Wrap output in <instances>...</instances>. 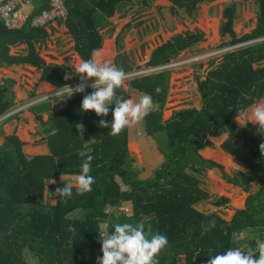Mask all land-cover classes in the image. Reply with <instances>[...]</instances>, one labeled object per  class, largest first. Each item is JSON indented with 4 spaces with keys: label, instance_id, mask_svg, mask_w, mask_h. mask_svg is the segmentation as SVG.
Returning a JSON list of instances; mask_svg holds the SVG:
<instances>
[{
    "label": "trees",
    "instance_id": "trees-1",
    "mask_svg": "<svg viewBox=\"0 0 264 264\" xmlns=\"http://www.w3.org/2000/svg\"><path fill=\"white\" fill-rule=\"evenodd\" d=\"M63 1L67 15L59 22L71 34L81 60L89 59L93 50L101 47V18L111 17L125 0ZM170 1L191 14L196 4L204 0ZM257 2L259 15L253 38L264 37V0ZM29 6L32 9L19 29L9 30L0 20V67L27 63L42 68L43 80L61 88L71 82L63 78L69 70L45 65L37 46L46 42L49 34L46 28L31 25L32 19L48 7L47 1L32 0ZM222 31L232 33L231 20L223 23ZM196 39L187 35L158 47L149 66L167 64L174 54L194 45ZM243 42L231 41V46ZM19 44L27 45V55H10V47ZM263 60L264 40L227 52L220 65L198 85L202 110H180L167 125L161 117L168 94V73L129 82L132 90L153 99L154 109L145 116V131L159 141L162 140L158 135L163 134L167 140L161 150L166 160L147 182L139 180L137 172L130 168L127 127L117 135H109V128L100 127L99 120L112 118L111 111L106 117H98L93 111L80 110L82 98L91 88L71 96L64 110L50 118L49 124L56 132L48 140L49 155L27 160L19 152V140L12 138L17 140L12 143L10 138L5 139L0 147V264H97V257L102 255L99 232L111 231L116 223H135L142 218L152 225L154 232L168 238L158 264H178L180 255L185 257L186 264H207V257L228 247L254 248L257 238L264 239V150L260 149L264 133L254 125L241 127L233 119L264 95V68H253ZM156 88L161 91L157 93ZM129 93L130 89L123 85L117 89V95L126 99ZM9 96L10 88L4 85L0 88V117L10 111ZM79 125H85L94 140L88 149L81 148ZM227 132L229 137L223 150L245 164L247 170L225 179L244 190L251 182L259 185L258 192L247 197L245 208L237 210L229 222L216 213L204 215L193 208L207 198L199 187L204 169H222L214 162L204 161L198 152L212 146L207 137ZM88 155L94 156L90 172L95 177L92 191L80 195L72 189L73 195L66 202L59 196L54 205L44 201L45 182L60 174L79 173ZM238 176L242 180L236 179ZM57 187H63V183ZM128 201L133 205L132 215L113 214L111 209ZM225 203L223 198L213 205ZM210 220H215V227L205 231ZM240 232L246 233V237L239 238Z\"/></svg>",
    "mask_w": 264,
    "mask_h": 264
},
{
    "label": "crops",
    "instance_id": "crops-1",
    "mask_svg": "<svg viewBox=\"0 0 264 264\" xmlns=\"http://www.w3.org/2000/svg\"><path fill=\"white\" fill-rule=\"evenodd\" d=\"M31 9L32 6L28 5L25 6L24 11L29 13ZM258 15L257 0H204L196 4L195 11L191 14L170 0H125L117 5L111 17L100 20L98 32L102 36V43L96 59L100 62L111 60L125 73L144 70L161 66H149L152 54L158 47L178 37L187 35L198 37L194 45L180 50L171 57L170 61L201 58L200 60L188 61L184 66L186 68L183 67L184 69L181 70L163 71L168 73V94L164 101L161 120L164 125H167L174 114L180 110L192 109L196 112L202 110L203 99L198 85L207 79L208 74L220 65L227 54L212 56V52L221 48L235 47L230 50L234 52L240 47L244 48L264 40V37L253 38L251 35L256 29ZM229 20L232 24V33H225L222 31V25ZM48 29H46L49 34L47 41L37 46L39 57L46 66L64 67L68 70L69 67L74 68L80 63L81 58L74 50L75 42L71 34L61 22L51 24ZM241 39L244 40L243 43L231 46V41ZM27 51L26 44H19L10 47L9 54L26 56ZM257 66L264 68V60L259 65H253V68ZM42 74V68L27 63L0 67V88L4 85L10 88L9 100L12 105L9 112L17 110L13 115L6 117L5 114L0 117V147L6 143L7 138H10L12 143L19 140L21 143L19 152L27 160L49 155L48 140L56 132L49 124L50 118L64 110L71 98L67 97L71 93L63 95L56 93L66 89V85L72 87L80 83L77 76L72 73L71 82L59 88L51 81L43 80ZM129 82L123 83V87L126 90L130 89L128 98L138 102L143 93L132 90ZM45 96L51 98L33 106L24 107L30 101ZM260 100H264V95L253 101L247 108ZM152 109L154 106L150 111ZM236 118L243 120L241 115ZM236 118L233 121L238 124ZM111 119L109 118V121ZM240 126L243 124L241 123ZM146 129L145 117L127 127L130 168L137 172V178L143 182L150 180L154 172L166 160L161 151L163 144H158L153 135L147 134ZM77 130L82 142L81 148L91 147L94 140L85 125H79ZM109 135L112 134L109 132ZM228 137L227 133L207 137L212 146L204 147L198 152L204 161L214 162L222 169L217 166L204 169L199 187L207 198L193 207L195 211L204 215L216 213L226 222L232 219L237 210L245 208L249 195L259 190L256 182H251L248 190H244L225 179V176L232 179L236 173H244L247 170L245 164L223 150L222 145ZM146 138L149 140L147 141ZM150 141L154 144H148ZM132 145L135 147L133 150ZM205 153L208 154L205 156ZM74 175L60 174L57 178L47 180L43 187V200L50 201L52 205L56 204L57 184L68 183ZM236 179L242 180L239 176ZM73 189L76 191L75 187ZM223 198L227 200L225 205H213L214 202ZM111 210L113 214L125 213L130 216L133 214V205L128 201L119 208ZM240 234L239 238L246 237V233L240 232ZM178 264H186L183 255L179 256Z\"/></svg>",
    "mask_w": 264,
    "mask_h": 264
},
{
    "label": "clouds",
    "instance_id": "clouds-1",
    "mask_svg": "<svg viewBox=\"0 0 264 264\" xmlns=\"http://www.w3.org/2000/svg\"><path fill=\"white\" fill-rule=\"evenodd\" d=\"M98 55L99 50L94 49L89 59L81 60L74 68L69 67V71L65 72L63 77L65 80H71L74 73L80 81L75 87L66 85V91L71 93L67 97L84 93L85 84L90 80L91 84L88 86L92 91L83 96L80 110L83 113L93 111L98 117H106L111 111L112 119L110 121L100 119L99 126L107 127L110 134L117 135L145 117L153 105V99L151 95L143 94L138 102H134L131 98L126 99L117 95V89L122 87L126 73L111 60L100 62L96 59ZM149 75L151 74L141 75L138 78ZM155 91L159 93L161 89L156 88ZM240 115L243 117L242 121L236 118L239 125L242 123L246 126L251 123L257 127L258 132L264 133V100L243 109ZM260 149L264 150V143L260 145ZM93 159L94 156L88 155L82 161L79 173L75 174L68 183L63 184V187L55 189V195L59 196V199L65 202L70 199L73 195V187L80 195L92 191L95 182V177L90 175ZM213 227L215 220H210L204 230L208 231ZM99 233L102 255L97 257V264H158L159 253L169 243L166 234L154 232L152 225L143 218L135 223H116L111 231L104 230ZM207 264H264V239L257 238L255 247H250L246 251L244 249L242 251L241 247H228L222 252L207 257Z\"/></svg>",
    "mask_w": 264,
    "mask_h": 264
},
{
    "label": "built area",
    "instance_id": "built-area-1",
    "mask_svg": "<svg viewBox=\"0 0 264 264\" xmlns=\"http://www.w3.org/2000/svg\"><path fill=\"white\" fill-rule=\"evenodd\" d=\"M31 1L32 0H0V20L4 23V25L7 29H9V30L19 29L25 24L28 16L25 14V11L22 10V7L28 6ZM46 1L49 2L48 7L46 9H43L31 21V25L34 28L43 26V25L48 24V23H52L56 20H58V21L64 20L66 18L67 8H66V5H65L63 0H46ZM20 17H21V20H20ZM234 48L235 47L221 48V49H218V50H215L214 52H212L211 55L215 56V55H220L222 53H227ZM200 59L201 58H193V59L182 60V61H172L171 60L168 64L163 65V66L151 67V68H147L144 70L126 73L125 80L128 78H131V77H137V76L139 77L141 75L155 74V73L161 72V71L178 70L180 68H183L188 61L197 62ZM90 84H91V81L86 82L85 89L91 88L88 86ZM72 87H75V85ZM60 92H63L65 94L70 93V92H67L66 89H64ZM48 98H51V97L45 96V97L39 98L37 100L34 99V100L30 101L28 104H26L24 107L33 106V105L38 104L41 101H44ZM24 107H22V108H24ZM15 112H17V110L13 111V112H8L6 114V117L15 114ZM100 249H101V245L99 247V252H101ZM242 251H243V248H242Z\"/></svg>",
    "mask_w": 264,
    "mask_h": 264
},
{
    "label": "rangeland",
    "instance_id": "rangeland-1",
    "mask_svg": "<svg viewBox=\"0 0 264 264\" xmlns=\"http://www.w3.org/2000/svg\"><path fill=\"white\" fill-rule=\"evenodd\" d=\"M48 3H49V2H47V4H48ZM22 10H25V6L22 7ZM25 14L27 15V12H26V11H25ZM24 19H25V18H24ZM20 20H21V17H20ZM60 21H61V20H60ZM57 22H59V21L56 20V21H54V22H52V23H48V24H45V25L40 26V27H37V28H46V29H48V28L50 27L51 24H53V23H57ZM11 30H14V29H11ZM48 32L51 33V30L48 29ZM184 68H186V67H184ZM184 68H180V69H178V70H181V69H184ZM128 73H130V72H128ZM137 78H138V76H137V77H131V78H128V79L124 80V83H125L126 81H131V80H134V79H137ZM182 108H183V107H182ZM158 138H159L160 140H162V141H159L157 138H155V139L157 140L158 144H163V147H162V149H163L164 146H166V144H167V140H166V138H165V136H164L163 134L158 135ZM146 140L148 141L149 138H146ZM148 144H154V142L150 141ZM160 147H161V146H160ZM207 157H208V156H207ZM52 203H54V201H53ZM229 213H230V215H231L232 211L230 210ZM240 235H241V234H240ZM243 236H244V235H243ZM243 236H241V237H243Z\"/></svg>",
    "mask_w": 264,
    "mask_h": 264
},
{
    "label": "bare ground",
    "instance_id": "bare-ground-1",
    "mask_svg": "<svg viewBox=\"0 0 264 264\" xmlns=\"http://www.w3.org/2000/svg\"><path fill=\"white\" fill-rule=\"evenodd\" d=\"M131 148V147H130ZM135 149L134 145H132V150ZM208 153H205V156L207 155ZM231 163V161H229ZM238 206V204H237Z\"/></svg>",
    "mask_w": 264,
    "mask_h": 264
}]
</instances>
